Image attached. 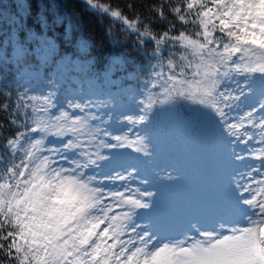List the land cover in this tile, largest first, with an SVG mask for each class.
Instances as JSON below:
<instances>
[{"label":"snow or ice","instance_id":"1","mask_svg":"<svg viewBox=\"0 0 264 264\" xmlns=\"http://www.w3.org/2000/svg\"><path fill=\"white\" fill-rule=\"evenodd\" d=\"M211 3L212 8L194 13L195 22L201 27L196 39L184 33L178 36L163 33L159 39L149 32L143 35L154 42L157 51L167 43L187 52L180 57L179 75L168 76L166 82L172 88L179 85L180 95L186 94L209 109L220 130L232 142L246 145L252 138L247 128L256 126L257 112L248 103V89L256 80L264 84V0H211ZM194 7L204 9L206 4L200 0L187 4V10ZM175 11L179 13V9ZM179 19L187 23L184 16ZM128 27L136 30L135 24ZM216 31L222 34L221 39L214 38ZM79 47L85 50L87 42L80 41ZM168 67L171 72L177 65L169 60ZM185 68L190 71L186 73ZM252 74L259 75L253 78ZM156 75L160 77L161 73ZM164 91L170 97V89L165 87ZM53 96L54 93H49L32 97L39 101L33 107V116L20 123L22 130L8 141L14 148L27 145L20 163L8 169V176L15 183L0 184V216L17 229L15 234L8 235L19 238L13 239L10 248L23 253L20 264H264V179L247 186L237 184L235 202L241 208L238 220L220 223L203 232L195 229L196 235L184 241L161 243L149 231L142 234L137 231L141 225L136 222L135 210L149 207L137 194L147 197L151 193L130 187L106 191L103 187L105 180L110 184L126 181L131 173L125 176L113 168L114 174L98 178L86 172L99 169V162L107 159L101 156V147L131 148L138 141L125 143L127 137L121 135L112 137L115 144L106 140L94 145L81 141L82 136L92 137L96 133L87 117L69 110L84 112L90 105L68 101L67 109L53 115L50 113V109L56 108ZM257 103L259 111L264 112V102ZM151 107V103L144 105L145 109ZM244 108L251 110L242 111ZM145 118V115L138 120L126 117L129 124L142 123ZM11 123L16 125L17 121ZM259 126L264 131V115ZM90 146L97 150L90 152ZM136 151L143 149L137 147ZM259 158L264 162V149L260 150ZM235 159L245 157L236 155ZM109 163L118 161L113 157ZM16 168L21 170L17 173ZM243 193H249L250 198H244ZM101 225H105L103 229ZM130 234H135L136 239H122Z\"/></svg>","mask_w":264,"mask_h":264},{"label":"rangeland","instance_id":"2","mask_svg":"<svg viewBox=\"0 0 264 264\" xmlns=\"http://www.w3.org/2000/svg\"><path fill=\"white\" fill-rule=\"evenodd\" d=\"M85 1L89 9L106 15L111 20L109 37L112 43L123 42V37L129 33L143 40H150L143 35L145 32L139 28L142 21L140 18L131 20L123 16L118 10H109L108 7L100 6L92 0ZM160 1L165 5L166 0ZM42 2L43 5H50L59 21L65 20L66 36L70 37L72 29L77 24L76 17L64 9L59 4V0H42ZM208 2V9L212 8L211 0ZM162 4H159V7ZM171 4L169 14L175 16L177 22L189 26L196 21L194 12L187 10L180 1L172 0ZM176 9H179V13L175 11ZM27 10V0H14L13 6L9 8L0 4V86L4 83L11 84L16 79L22 86L29 88L34 97H43L49 93H54L52 99L56 108L50 109V113L53 115H58L60 109H67L68 101L87 104L88 92L103 86L114 106L104 111L99 118V137H106L105 132L111 133V136H107L106 140L110 143H116L112 139L113 136L121 135L127 138H135L139 133H144L146 127L143 122L129 124L126 119V117H131L133 120H138L142 113L143 88L147 89L148 84L146 79L138 75L140 63H132V60L121 48H116L109 58L107 69L101 74L97 73V70L92 67L93 57L88 55L87 50L90 42L87 38L77 36L76 52H61L58 48V42L52 35L46 31L39 32L24 25L23 18ZM113 12L119 13V16H113ZM180 15L184 16L187 23L179 19ZM41 18L43 19L44 15L41 14ZM129 24H135L136 30L129 28ZM217 32L221 34L219 31ZM82 40L87 42L85 50H81L79 47ZM182 55L184 54L179 50V47L171 48L165 60L164 76L166 80L168 76L173 74L179 75L181 71L179 65L182 63L180 57ZM169 60L177 65L171 72L168 67ZM135 66L137 67L135 68ZM184 71L187 73L189 69L185 68ZM258 75L252 74L253 78ZM248 94V103L254 105L257 112L254 117L256 126L247 128V134L252 138L248 140L246 145L232 142L230 137L219 130L215 144L217 151H208L202 144L200 133L196 130L193 119L186 115L181 117L178 128L165 135L166 143L169 146L165 147L164 152L159 154L155 161L157 173L164 180L163 185L156 192L163 195L165 204L162 207H157L152 195L140 197L137 194V198H142L144 202L149 204L147 210H135L136 222L141 225V228L137 229L138 232L142 234L144 230H147L155 235L161 243H172L195 236V229L203 232L211 230L212 226L218 227L220 223L239 219L241 208L235 205L236 194L232 197L233 204L226 196L225 202L218 199H201L195 194L189 195L178 189L172 190L166 185L167 183L171 184L170 186L177 184L191 172L194 173L197 180H202L203 183L208 182L209 179L211 188L216 182L214 175L221 177L230 175L237 180L238 184L245 186L253 181L264 179V162L259 158L260 150L264 149V131L259 126V120L264 112L259 111V104L257 103L258 101L264 102L262 99L264 84L256 80L252 88L248 89ZM19 96L27 97L22 92L19 93ZM187 101H192V99L187 98ZM30 102L32 107L27 119L33 116V107L39 103L33 99ZM171 104H178V100L174 99ZM3 108L6 111L9 110L8 101L4 102ZM88 109L84 112H87ZM247 110L251 109H242V111ZM69 111L75 115L80 112L79 110ZM15 137L10 140L15 139ZM7 147L11 156L16 159L8 167V169H12L14 165L20 163L23 150L27 145L22 144L20 148H14L8 143ZM108 151L110 152L109 161L115 157L118 164L103 163L102 169L97 170L98 176L103 178L105 174H114L113 168H115L116 171L125 176L131 173V177L126 181H116L114 184L105 180L103 187L106 191L109 189L124 191L126 187H130L139 189L141 193L154 194L152 188L156 185L155 181L149 179L144 164L141 166L134 162L132 159L135 156L133 152L131 157H123L115 153L113 148ZM236 155L244 156L245 159L238 161L235 159ZM4 162L5 157L0 150V167ZM63 166L70 167L69 164H63ZM8 169L4 173L0 172V184L7 180ZM20 170V168L15 169L17 173ZM8 178L10 177L8 176ZM253 187L256 185L253 184ZM243 195L244 198H250L249 193H243ZM228 201L230 205H227ZM106 203H110V201H106ZM116 211L121 210L117 209ZM147 213L152 214L155 219ZM112 214L110 213V215ZM4 222L8 221L4 220ZM104 226L101 225V229ZM129 238L136 239V236L130 234L122 237L125 240Z\"/></svg>","mask_w":264,"mask_h":264},{"label":"trees","instance_id":"3","mask_svg":"<svg viewBox=\"0 0 264 264\" xmlns=\"http://www.w3.org/2000/svg\"><path fill=\"white\" fill-rule=\"evenodd\" d=\"M0 0L1 5L9 7L13 6L14 0ZM100 6H106L110 10L117 9L124 16L133 20L140 18V29L151 33L156 39H159L161 34L168 33L169 36H178L180 33H184L193 39L197 38V33L201 31V27L198 23H194L193 26L186 27L185 25L176 21L175 16L169 14V6L172 5V0H166L165 5L160 0H92ZM186 8L188 3H195L196 0H178ZM28 11L23 18V23L27 27L34 28L37 31H46L52 35L58 42L59 50L62 51H77V36H83L90 42L88 46V55L93 57L92 66L101 73L108 67L109 56L115 51V48L123 49L127 55L133 58V62H140L141 70L139 76L145 75V79L149 83V88L145 90L144 105L152 104L150 109H145L144 115L146 120L150 123L152 128V134L149 141H143V137L139 140L138 147L143 146V152L146 153L145 159L150 161L155 153V149H158V144L155 145L156 131H160L162 128L170 126L171 116L170 111L165 109V102L168 97L165 94V87H168L171 92V87L164 78V58L169 52L171 47L169 44L162 46L159 51L156 50V46L152 41H142L140 38L128 34L125 37L123 43L112 44L109 37V27L111 26V20L101 13L95 12L88 8L85 0H59V4L68 12L73 14L77 19V24L72 29L70 37L66 36L65 20H58L54 10L50 8V5L44 4L42 0H27ZM201 3L206 4V8L200 9L194 7L190 11L198 12L208 9V0H200ZM159 4L162 6L159 7ZM15 8V7H13ZM12 9V8H11ZM161 10V11H160ZM41 14L44 18H41ZM21 27V26H20ZM22 31V27H21ZM214 38L221 39L222 35L217 31L214 33ZM183 54L187 55V52L180 47ZM192 59L191 56L188 57ZM196 62V61H194ZM160 72L161 76L157 77L156 73ZM179 85L176 88V93L181 97L182 110L191 111L194 114L196 123L203 122V127H206L208 132L211 131V127H215V120L209 119L205 114V107L200 104H189L185 101V95H180L178 92ZM22 92L27 97H20L19 93ZM33 93L25 86H22L16 79L11 85L2 84L0 86V150L3 152L5 162L0 167V172L4 173L6 169L16 159L13 158L7 148L8 141L14 137L22 129L18 126L20 123L30 115L29 110L32 107ZM151 98V99H149ZM5 101L9 103V110L6 111L3 108ZM162 101H165L161 103ZM91 108L88 114H80L88 118L90 128L95 132L96 126L91 124L93 117H96L103 109L112 106V102L103 88H96L89 93V103ZM203 111L205 113H203ZM17 121L16 125H13L11 121ZM212 121V122H211ZM212 124V126H211ZM198 125V124H197ZM155 129V131H153ZM81 141H88L90 145L98 144L103 140H99L96 134L92 137L87 135L82 136ZM95 147L90 146L89 151ZM154 149V150H153ZM101 150V149H100ZM101 156L103 154L100 151ZM105 155V154H104ZM95 158V156H93ZM4 182L13 183L14 180L8 178ZM3 176L1 177V179ZM1 181V180H0ZM3 219V220H2ZM4 217L0 216V264H20L23 260V253H17L14 247L10 248L13 239L18 241V237L9 236V233L15 234L17 229L9 222H4Z\"/></svg>","mask_w":264,"mask_h":264}]
</instances>
